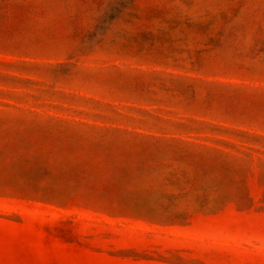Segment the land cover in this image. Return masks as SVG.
Instances as JSON below:
<instances>
[{"label": "rangeland", "instance_id": "obj_1", "mask_svg": "<svg viewBox=\"0 0 264 264\" xmlns=\"http://www.w3.org/2000/svg\"><path fill=\"white\" fill-rule=\"evenodd\" d=\"M0 264H264V0H0Z\"/></svg>", "mask_w": 264, "mask_h": 264}]
</instances>
